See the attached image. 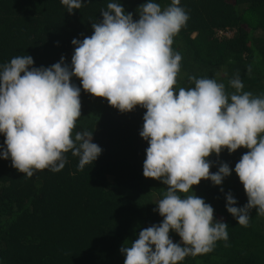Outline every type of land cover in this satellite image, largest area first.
I'll use <instances>...</instances> for the list:
<instances>
[{"label":"trees","instance_id":"16d2710c","mask_svg":"<svg viewBox=\"0 0 264 264\" xmlns=\"http://www.w3.org/2000/svg\"><path fill=\"white\" fill-rule=\"evenodd\" d=\"M0 264H264V0H0Z\"/></svg>","mask_w":264,"mask_h":264},{"label":"rangeland","instance_id":"374dc122","mask_svg":"<svg viewBox=\"0 0 264 264\" xmlns=\"http://www.w3.org/2000/svg\"><path fill=\"white\" fill-rule=\"evenodd\" d=\"M228 35H229V36H232V35H233V33H228Z\"/></svg>","mask_w":264,"mask_h":264}]
</instances>
